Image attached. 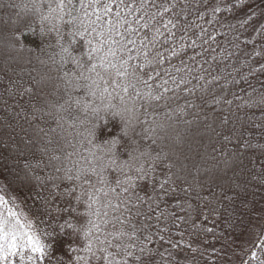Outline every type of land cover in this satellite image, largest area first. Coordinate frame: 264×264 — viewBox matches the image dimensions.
I'll use <instances>...</instances> for the list:
<instances>
[{
    "label": "snow or ice",
    "instance_id": "snow-or-ice-1",
    "mask_svg": "<svg viewBox=\"0 0 264 264\" xmlns=\"http://www.w3.org/2000/svg\"><path fill=\"white\" fill-rule=\"evenodd\" d=\"M0 10V264H264V0Z\"/></svg>",
    "mask_w": 264,
    "mask_h": 264
},
{
    "label": "trees",
    "instance_id": "trees-1",
    "mask_svg": "<svg viewBox=\"0 0 264 264\" xmlns=\"http://www.w3.org/2000/svg\"><path fill=\"white\" fill-rule=\"evenodd\" d=\"M4 2H6V0H4ZM15 2L20 3V2H22V0H15ZM9 15H12L13 19L15 18V12L14 11L9 13V12H5L3 10H0V21H5V22L10 23V21H8V19H7ZM31 39H32V37H31V35H29L25 40V52H24L25 57H27V55H28L27 49H31L33 47L32 43L29 42ZM42 58L47 59V56H42ZM2 59H3V57H0V60H2ZM33 62H34L35 67L37 69H39L41 71L45 70L37 61L34 60ZM2 66H3V64L0 63V67H2ZM31 66L32 65H29V67H31ZM250 79H251V82L253 83V85L259 87V84L257 83V80L255 78H250ZM260 79H264V77H261ZM69 123H71L70 118H69ZM65 128L67 129V131L64 132V135L67 137L69 136L72 139L73 136L75 135L76 129L69 128L67 124L65 125ZM69 133H72V135H69ZM69 137H68V139H69ZM68 151H71V149L69 148ZM20 163L22 164L23 161H21ZM69 166H71V165H69ZM0 183H3V181L0 180ZM36 191H40V189L37 188ZM34 199H36L35 192H32L31 194H29L27 190H24V192L22 193V196H21V201L26 200L28 207H32L35 210V205L33 203ZM21 201H18L19 203H21V206L17 210L27 214L26 209L24 207V204Z\"/></svg>",
    "mask_w": 264,
    "mask_h": 264
},
{
    "label": "rangeland",
    "instance_id": "rangeland-1",
    "mask_svg": "<svg viewBox=\"0 0 264 264\" xmlns=\"http://www.w3.org/2000/svg\"><path fill=\"white\" fill-rule=\"evenodd\" d=\"M69 137V136H68ZM69 139H71L70 137H69Z\"/></svg>",
    "mask_w": 264,
    "mask_h": 264
}]
</instances>
